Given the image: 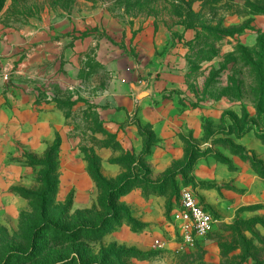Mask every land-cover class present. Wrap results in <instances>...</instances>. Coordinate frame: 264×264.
<instances>
[{"label": "rangeland", "instance_id": "374dc122", "mask_svg": "<svg viewBox=\"0 0 264 264\" xmlns=\"http://www.w3.org/2000/svg\"><path fill=\"white\" fill-rule=\"evenodd\" d=\"M41 2L6 0V21L18 23ZM43 3L107 5L126 18L196 28L189 78L202 77L203 95L218 104L183 129L171 161L158 163L149 127L141 151H123L88 110L72 114L66 98L60 107L84 168L64 161L59 133L28 140L21 115L0 94V264H264V29L255 22L264 17V0ZM244 33H252L253 45L240 43ZM104 156L120 164L116 177L101 170ZM186 189L218 219L193 247L179 245L172 216Z\"/></svg>", "mask_w": 264, "mask_h": 264}, {"label": "crops", "instance_id": "0c3cea01", "mask_svg": "<svg viewBox=\"0 0 264 264\" xmlns=\"http://www.w3.org/2000/svg\"><path fill=\"white\" fill-rule=\"evenodd\" d=\"M40 2L16 24L6 21L8 3L0 11V94L21 115L27 139L59 133L64 161L86 167L60 107L67 98L72 114L88 110L123 151H141L142 129L149 127L156 139L152 161H171L183 129L218 104L203 95L202 77L189 78L199 31L154 16L126 18L107 5L69 9ZM255 22L264 29V17ZM253 40L252 33L240 36L245 46ZM101 170L116 177L120 164L104 156Z\"/></svg>", "mask_w": 264, "mask_h": 264}, {"label": "built area", "instance_id": "2783aa9c", "mask_svg": "<svg viewBox=\"0 0 264 264\" xmlns=\"http://www.w3.org/2000/svg\"><path fill=\"white\" fill-rule=\"evenodd\" d=\"M172 216L178 228L181 247H193L209 237L218 223L216 216L190 189L181 192Z\"/></svg>", "mask_w": 264, "mask_h": 264}, {"label": "trees", "instance_id": "16d2710c", "mask_svg": "<svg viewBox=\"0 0 264 264\" xmlns=\"http://www.w3.org/2000/svg\"><path fill=\"white\" fill-rule=\"evenodd\" d=\"M5 2H6V0H0V11L2 10V8H3L4 4H5ZM52 2L55 3L56 0H55V1L52 0ZM122 192H123V191H122ZM120 194L122 195L123 193H120Z\"/></svg>", "mask_w": 264, "mask_h": 264}]
</instances>
